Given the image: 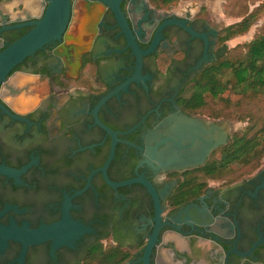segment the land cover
Returning <instances> with one entry per match:
<instances>
[{
	"label": "flooded vegetation",
	"instance_id": "af4514ba",
	"mask_svg": "<svg viewBox=\"0 0 264 264\" xmlns=\"http://www.w3.org/2000/svg\"><path fill=\"white\" fill-rule=\"evenodd\" d=\"M41 1L0 0V29L24 21L26 5L32 21L41 19ZM119 5L139 49L154 47L140 66L114 8L72 0L63 37L0 86V101L23 118L0 109V166L20 172L0 173V264H112V254L142 264L156 227L150 264H264V165L236 180L196 175L236 133L222 127L230 119L188 103L194 79L216 59L221 30L175 0ZM32 28L0 32V51ZM27 75L34 81L24 83ZM185 122L191 139L180 130ZM201 142L202 163L169 170L161 162L170 150L187 159ZM140 178L163 209L182 207L155 224V199Z\"/></svg>",
	"mask_w": 264,
	"mask_h": 264
},
{
	"label": "trees",
	"instance_id": "16d2710c",
	"mask_svg": "<svg viewBox=\"0 0 264 264\" xmlns=\"http://www.w3.org/2000/svg\"><path fill=\"white\" fill-rule=\"evenodd\" d=\"M179 1L175 0V4ZM226 2V12L241 17V20L221 32V46L216 59L194 79L196 85H193L188 103L198 108L200 113L224 118L238 116L250 120L252 126L236 132L216 164L198 170L196 175L200 177L226 178L234 164H241L244 171L253 172L261 166L264 155V22L252 40L234 47L227 45L230 39L246 35L261 16L264 17V0ZM252 4L255 6L253 9L250 8ZM226 92L239 95L231 111ZM254 128L257 129L251 133ZM184 200L182 198L179 202ZM109 256L112 264H120L121 261L115 262V254Z\"/></svg>",
	"mask_w": 264,
	"mask_h": 264
},
{
	"label": "water",
	"instance_id": "95a60500",
	"mask_svg": "<svg viewBox=\"0 0 264 264\" xmlns=\"http://www.w3.org/2000/svg\"><path fill=\"white\" fill-rule=\"evenodd\" d=\"M107 3L110 7L114 8L116 11L117 17L119 19V24L122 27L123 32H125L131 41V46L134 49V52L137 54L138 57V65H141L142 62V55L151 52L154 47H151L148 51H141L139 47L134 42V38L132 37L131 30L127 26V20L125 18L124 13L119 5V0H103ZM39 5V4H38ZM41 9L43 11L42 18L32 21V8L26 5L24 8L25 18L24 21H19L21 23H17L11 27H4L0 29V32L8 29H15V28H22L26 26H33V28L28 31L25 35L20 37L19 39L15 40L13 43L6 45V47L0 51V86L3 82H7L8 76L12 72V70L18 66L21 62H23L27 57L34 55L38 50L42 49L46 44L50 43L53 40L61 39L63 34L65 33L66 29L68 28V24L70 22L71 17V9H72V0H42L41 1ZM35 14V13H33ZM7 18L5 17V22H7ZM171 22H176L182 27L188 29L194 35L196 34L191 27H188L183 20H173ZM164 25V24H163ZM163 25L158 30L162 29ZM202 37H205V34H196ZM0 109L3 113H8L12 115L14 118L23 119L14 115L6 106L0 101ZM187 121V120H186ZM190 122V121H189ZM185 122V126H182L180 130H182L183 135L187 139H191L190 136L193 134L189 131V127ZM192 123V122H191ZM197 124V123H196ZM192 125V124H191ZM195 125V124H194ZM106 127V126H105ZM200 126L199 124L195 126V130L199 131ZM192 134V135H191ZM206 155L204 145L200 144L198 146L195 145V148L191 151V155L188 156L187 159L179 158L174 153L173 150H170L166 155L161 157V162L165 165L166 169H173V163L177 164V166H183L187 164H198L202 163ZM0 173L9 174L18 178L20 172H16L4 165L0 166ZM142 181L151 193L154 196L155 203H156V216L154 218V223L160 222L162 212H165V216L169 217L176 213L178 209L182 207L177 206L174 203L168 204L164 209L161 207L160 199L155 187L143 180L142 178L139 179ZM125 182L124 184H126ZM190 206H195V204H190ZM72 227L75 229L85 230L82 225H79L74 222H70ZM49 231V227L46 228ZM159 228L156 227L154 229L153 234L151 235L146 247L144 248V254L140 259L142 264H150L151 255L153 250L156 246V242L158 240ZM38 236V234H36ZM75 236L69 238V240L74 239Z\"/></svg>",
	"mask_w": 264,
	"mask_h": 264
},
{
	"label": "rangeland",
	"instance_id": "374dc122",
	"mask_svg": "<svg viewBox=\"0 0 264 264\" xmlns=\"http://www.w3.org/2000/svg\"><path fill=\"white\" fill-rule=\"evenodd\" d=\"M226 1L227 0H181L177 3V6L185 7L186 9L191 8L193 11H198L199 9H201L202 15L208 16L211 24L217 25V27L221 30V32H223L228 25L234 23L235 21L241 20V17L235 15L232 16L226 12V7H225L227 6ZM242 5L244 6V4ZM254 7H255L254 4H252L250 8L253 9ZM263 22H264V17L261 16V18L252 26L251 30L246 35H240L227 41L228 47H234L236 45L244 44L245 42L252 40L255 34L257 33V31L261 28ZM229 85H232V83H230ZM226 95L228 97L227 100H229L231 103L230 104V111H231L234 109V105L238 101L239 95H237V93L234 92H226ZM226 119H230L227 122L229 124L224 123L222 127L230 130V132H234V131L243 132L244 130L252 126L250 120L248 119L244 120L239 118L238 116L233 118H226ZM257 128H254L251 133H254V131ZM262 164L264 165V155L261 158V165ZM253 172H246L244 171L243 165L234 164L232 171L226 173L227 175H225V177L232 179H239L240 177L247 176Z\"/></svg>",
	"mask_w": 264,
	"mask_h": 264
},
{
	"label": "crops",
	"instance_id": "0c3cea01",
	"mask_svg": "<svg viewBox=\"0 0 264 264\" xmlns=\"http://www.w3.org/2000/svg\"><path fill=\"white\" fill-rule=\"evenodd\" d=\"M32 78H33L32 76H28V75H27V77H24L23 81H24V83L27 82V81L33 82L34 79H32ZM200 252H201V251L197 250V253H198L197 256H198V258H200V259L202 260V258H203V254H201Z\"/></svg>",
	"mask_w": 264,
	"mask_h": 264
},
{
	"label": "bare ground",
	"instance_id": "6f19581e",
	"mask_svg": "<svg viewBox=\"0 0 264 264\" xmlns=\"http://www.w3.org/2000/svg\"><path fill=\"white\" fill-rule=\"evenodd\" d=\"M182 121H183V120H182ZM182 121H181V122H182ZM178 123H179V121H178ZM178 123H177V124H178ZM218 128H219V127H218ZM203 133H205V132H203ZM207 133H208V132H207ZM219 133H220V132H219ZM205 134H206V133H205ZM220 134H221V133H220ZM206 135L208 136V134H206ZM200 137H201V136H200ZM204 138H205V137H204ZM208 139H209V138H208ZM208 139H207V140H208ZM215 139H216V138H215ZM218 139H219V138H218ZM218 139H217V140H218ZM201 144H202V142H201ZM198 145H200V144H198ZM194 148H195V146L193 147V149H194ZM191 149H192V148H191ZM191 149L189 150V152L191 151ZM184 153H185V152H184ZM186 153H187V152H186Z\"/></svg>",
	"mask_w": 264,
	"mask_h": 264
}]
</instances>
